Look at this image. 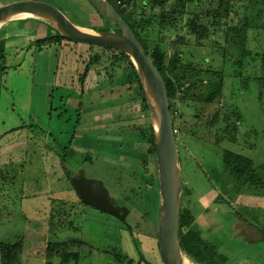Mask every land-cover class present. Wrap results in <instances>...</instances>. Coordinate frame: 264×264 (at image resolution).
<instances>
[{
	"label": "rangeland",
	"instance_id": "obj_1",
	"mask_svg": "<svg viewBox=\"0 0 264 264\" xmlns=\"http://www.w3.org/2000/svg\"><path fill=\"white\" fill-rule=\"evenodd\" d=\"M19 1L26 0H0V7ZM35 1L54 5L89 32L99 33L95 27L105 23L87 0ZM137 1L132 6L134 19L144 21L139 32L150 52L161 48L168 67L178 57V67L192 68L191 79L186 81H194L191 74L196 71L204 83L191 91L188 83L180 85L172 102L183 209H190L210 244L222 234L230 238L233 245H222L229 263L242 258L264 264V243L248 242L244 223L237 218L264 232V193L247 188L238 191L224 166L225 151L253 160L257 168L264 165V90L251 79L245 81L249 73L238 77L234 62L239 53L227 41L229 27L250 21L254 28L249 30L246 49L252 56L263 50L264 14L260 15V9L264 10V3L201 0L199 5L190 4L187 14L178 16L176 22L163 24L156 17L161 8L152 6L154 0ZM229 3L233 9L228 13ZM219 13L220 17L214 16ZM52 31L51 24L35 17L0 24V58L6 51L9 61V76L2 73L0 61V243L24 241L26 251L18 264H46L49 243H68V253H80L79 261L69 264H115L114 249L138 263L136 237L147 260L156 258L153 264H161L158 158L150 156L145 141L150 125L156 126L154 112L146 109L138 84L126 82L127 63L113 73L114 81L110 79L114 71L107 68L114 61L113 53L72 42L62 48L27 50V45ZM20 52L24 58L16 57ZM95 54L102 55L103 65L92 69L82 93L79 78ZM215 73L223 77V96L206 104V83ZM80 110L74 159L81 162L89 178L104 182L120 206L129 207L127 222L83 205L63 166L53 157L72 139ZM215 117L219 121L212 126ZM184 258L186 264H209L186 253ZM53 261L61 264L60 257Z\"/></svg>",
	"mask_w": 264,
	"mask_h": 264
},
{
	"label": "trees",
	"instance_id": "obj_2",
	"mask_svg": "<svg viewBox=\"0 0 264 264\" xmlns=\"http://www.w3.org/2000/svg\"><path fill=\"white\" fill-rule=\"evenodd\" d=\"M264 3V0H259ZM138 2V1H137ZM201 0H154L152 3V6H158L160 7V11L156 14V17H160L163 24H167L169 21H175L178 18V16H183L187 14L188 7L190 4L193 5H199ZM231 2V0H229ZM167 5V9H166ZM120 8V7H119ZM227 12H231L233 9L232 5L229 3L226 7ZM123 10V9H122ZM142 10L144 12L147 11V7L143 6ZM119 11V10H118ZM214 11V10H210ZM98 12V11H97ZM124 13L120 14L122 17L130 24L133 31L139 38L140 42L142 43L143 47L145 48L147 54L150 56L158 70L163 75L167 87L169 90V98L171 102V112L172 115H174L172 102L175 101L178 93V87L180 85H186L187 83L188 91H191L194 87H200L204 83L203 81H200L199 79V72H192V77L194 78V81H186L187 79H191V77L188 76L189 73H191L192 68L190 66L186 67H178V60H180L178 57H176L172 63L167 66V54L164 53V51L161 48H156L152 53L150 52V48L147 46V44L144 42L142 38V34L139 32L140 25L143 24V20L136 21L134 19V16L136 13L135 10H132V12H129L127 10H123ZM209 12V11H208ZM238 12L237 10L235 11ZM99 13V12H98ZM132 13V14H130ZM215 13V12H214ZM100 14V13H99ZM264 14V10L260 9V15ZM101 15V14H100ZM208 15H210L208 13ZM215 17H220L219 14H215ZM101 17L105 20V23L102 26L95 27L96 32H109L112 29L116 32H120L119 27L112 23V21L106 19L101 15ZM70 19V18H69ZM72 20V19H70ZM195 22V20H192V23ZM163 28L165 27L162 25ZM192 32H195L191 25H188ZM251 28H254L249 22L240 21V23L236 27H229L227 30V41L230 44H233L236 49V53H239V57L234 62L235 67L239 70V76L240 78L244 77V73H249V78H247L245 81L252 80L255 83H257L262 90H264V47L263 50L260 53L255 54L252 56L250 52L247 51L246 47L248 46L249 42V30ZM207 32V29H204ZM196 33V32H195ZM208 36V35H207ZM204 36V37H207ZM75 43V44H81L74 41H71L61 35L55 28L54 31H52L51 34H48L47 36L39 37L35 39L33 42H31L30 45H27V50H31L33 48L37 49L38 51H43L44 48L50 49V47H64V44L67 43ZM87 45V44H86ZM90 46L91 50H94V46ZM104 53H113L115 55L114 61L112 62L111 67L109 66L107 70L110 72V68L114 72H112L110 79L112 80L115 75L120 72V70L123 68V66L127 63L128 69L126 70L127 75V83L128 84H138V87L140 88V92L143 95V103L147 110H151V105L149 103L146 89L143 83L142 76L136 67V64L132 60L130 56H128L125 53L111 50V49H105L100 48ZM24 50V49H23ZM6 51H3V55L0 58L1 64H3V74H6L9 76L8 70H9V64H8V56L5 53ZM24 52H20L16 54V57L20 56L24 58ZM181 57V56H180ZM182 60V59H181ZM102 55L95 54V56H91L90 63L86 65L85 71L82 73V75L79 78V81L83 87L82 93L85 91V86L87 85V80L92 73V69L95 67V70H97L98 67L102 66ZM171 72L174 77L172 78L171 75L168 72ZM101 73V72H99ZM111 73V72H110ZM56 72V77H57ZM217 78L216 81H214ZM114 81V79L112 80ZM136 82V83H135ZM224 80L221 75L218 73H215L214 79L210 80L206 83V92L203 94V100L206 104H213L217 99L221 98L223 96V90H224ZM78 124L75 127L74 134L72 136V139L69 141L67 146H64L60 148V151L57 152L53 157L57 158L60 162V164L63 166L64 171L66 173V177L73 186V189L77 192L78 191L74 187L72 183L73 177L76 175L77 171L82 169V166H79L81 162H78L74 159L75 155L72 151L75 139H76V133L78 131V126L82 122V113L81 110L78 115ZM111 120H108L107 122H110ZM219 119L215 117L210 124L212 126H215L218 123ZM150 135H147L145 138L146 143L149 145L148 153L150 156L158 157L157 152V137H156V131L153 124L149 127ZM55 143L58 142V140L54 141ZM158 166V164H157ZM224 166L226 170L231 174V176L234 179L236 188L238 191L243 190L244 188L256 190L258 193L263 192L264 193V165L261 167H256L253 160L244 157L240 154L233 153L231 151H225L224 152ZM159 170V168H158ZM186 197V194H185ZM80 202L88 207H91L92 209H96L91 205L86 204L82 198L80 197ZM98 210V209H96ZM100 211V210H98ZM103 212V211H101ZM105 213V212H104ZM108 214V213H106ZM53 218V215L51 219ZM128 220V219H127ZM127 222V221H126ZM141 225V223H139ZM135 245L139 251L140 260L138 263L136 262V259L131 258L129 255L123 253L122 251L118 249H114L111 251L113 253V256L115 257V264H153V260H147V257L143 251V245L141 242L138 241V239L135 237ZM230 238H228L225 235L219 236V240H216V242H213L210 244L207 242L203 236L202 231L198 228L196 225L195 217L193 213L188 208H184L182 210V217H181V224H180V243L181 247L183 249V252L186 253L189 257L195 259L196 261L200 263H209V264H251L250 259H238L235 261H232V263H229L227 254H224L222 252V245L229 244V246L233 245V243H229ZM218 242V244H217ZM226 242V243H225ZM70 243H77V240H72ZM237 243V242H235ZM69 247V244L66 243V245L62 243H49L48 248L46 251V264H54V258L60 257L61 258V264H69L72 261L78 262L80 259V253H68L67 249ZM160 247V243H159ZM25 244L23 240L17 241L16 243H9V242H1L0 243V263L1 264H18L21 257L25 254ZM235 251V250H234ZM219 258V260L217 259ZM160 263L164 264L162 255L160 253Z\"/></svg>",
	"mask_w": 264,
	"mask_h": 264
},
{
	"label": "water",
	"instance_id": "obj_3",
	"mask_svg": "<svg viewBox=\"0 0 264 264\" xmlns=\"http://www.w3.org/2000/svg\"><path fill=\"white\" fill-rule=\"evenodd\" d=\"M103 17L116 24L120 32H89L75 25L61 10L42 1L26 0L0 7V22L17 16H32L51 24L67 39L98 48L116 50L132 58L138 68L146 89L147 97L154 112L158 167L162 203L158 228L160 251L164 264H185L184 252L180 243V224L184 192L181 172V158L175 123L171 112V102L167 83L158 70L130 24L107 0H87ZM5 20V21H4ZM153 94L155 104L150 99ZM72 183L82 200L94 208L113 215L126 222L130 215L129 207L120 206L111 196L104 182L89 178L85 169L77 171ZM245 237L251 244L264 243V232L241 217Z\"/></svg>",
	"mask_w": 264,
	"mask_h": 264
},
{
	"label": "built area",
	"instance_id": "obj_4",
	"mask_svg": "<svg viewBox=\"0 0 264 264\" xmlns=\"http://www.w3.org/2000/svg\"><path fill=\"white\" fill-rule=\"evenodd\" d=\"M107 1H109V2L112 1L121 9L127 10L129 12L132 11V6L137 3V0H107Z\"/></svg>",
	"mask_w": 264,
	"mask_h": 264
},
{
	"label": "bare ground",
	"instance_id": "obj_5",
	"mask_svg": "<svg viewBox=\"0 0 264 264\" xmlns=\"http://www.w3.org/2000/svg\"><path fill=\"white\" fill-rule=\"evenodd\" d=\"M22 17H32V16H17V17L9 18V20L22 18ZM3 23H4L3 21L0 22V24H3ZM150 99L153 102V104H155V100H154V97H153V94L151 93V91H150ZM156 129H157V131L159 130V122L158 121H156ZM185 264H186V262H185Z\"/></svg>",
	"mask_w": 264,
	"mask_h": 264
},
{
	"label": "crops",
	"instance_id": "obj_6",
	"mask_svg": "<svg viewBox=\"0 0 264 264\" xmlns=\"http://www.w3.org/2000/svg\"><path fill=\"white\" fill-rule=\"evenodd\" d=\"M88 9V8H87Z\"/></svg>",
	"mask_w": 264,
	"mask_h": 264
}]
</instances>
